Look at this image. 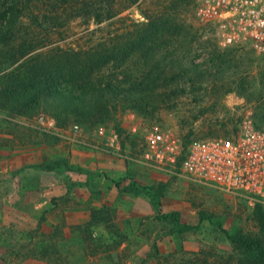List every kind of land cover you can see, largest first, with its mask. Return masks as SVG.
Wrapping results in <instances>:
<instances>
[{
  "label": "rangeland",
  "instance_id": "1",
  "mask_svg": "<svg viewBox=\"0 0 264 264\" xmlns=\"http://www.w3.org/2000/svg\"><path fill=\"white\" fill-rule=\"evenodd\" d=\"M201 1L122 0L121 5L120 0H22L18 9L11 3L5 7L15 18L11 35L2 40H15L0 41V91L15 70L23 80L28 76L25 66L35 55L89 50L134 24L140 28L148 22L144 15L149 4L161 2L170 12L178 5L186 29L164 37L168 46L158 54L168 60L161 63L160 78L142 87L148 91H112L105 93L104 106L80 105L78 110L60 99H41L38 106L23 111L20 104H11V98H22L19 91L14 97L0 96V129L7 121L16 140L25 142L13 151L29 152L23 144L71 133L79 125L83 134L78 144L110 157L103 179L88 174L94 178L89 186L77 170L78 179L68 193L54 190L60 186L53 177L45 193L33 183L37 174L0 175V264H262L253 262L256 251L242 257L228 236L264 241L259 224L264 205L251 207L243 198L186 174L150 170L138 161L142 145L127 131L136 123L171 132L186 143L232 138L249 110L264 129V58L247 46H220L194 17ZM158 6L159 12L166 11ZM95 7L105 9L100 24L91 16ZM6 20L0 22L4 30ZM156 64L136 60V77L142 80ZM41 116L54 120L55 128L38 127ZM101 127L120 135L119 151L107 150L95 135Z\"/></svg>",
  "mask_w": 264,
  "mask_h": 264
},
{
  "label": "built area",
  "instance_id": "2",
  "mask_svg": "<svg viewBox=\"0 0 264 264\" xmlns=\"http://www.w3.org/2000/svg\"><path fill=\"white\" fill-rule=\"evenodd\" d=\"M194 17L223 47L247 46L264 58V0H203ZM38 127L55 128V121L41 116ZM39 128V129H40ZM132 139L143 149L138 161L164 175L186 174L219 191L243 198L251 207L264 205V129L249 110L232 138L184 142L171 132L131 124ZM71 134L83 132L79 125ZM95 135L109 151L120 150V135L99 128Z\"/></svg>",
  "mask_w": 264,
  "mask_h": 264
},
{
  "label": "trees",
  "instance_id": "3",
  "mask_svg": "<svg viewBox=\"0 0 264 264\" xmlns=\"http://www.w3.org/2000/svg\"><path fill=\"white\" fill-rule=\"evenodd\" d=\"M9 3L18 9L22 5V0L1 1L0 22L3 23L7 19L8 24L4 30L0 23V41L5 44L15 40L13 36L2 40L3 37L11 35L12 19L15 18V16L7 14L5 7ZM120 4L122 5V0H120ZM158 5L166 11L159 12ZM158 5L155 7L154 4H149L144 15L148 22L140 28L134 24L132 29L117 34L111 40L102 39L97 44H93L89 50H53L48 54L42 53L31 57L30 64L25 66V69L29 71L28 76L23 80L21 74L16 70L12 72L8 78L4 79L0 96L11 95L14 97L19 91L22 98L18 100L11 98V104L13 106L20 104L19 109L26 111L38 106L41 99L47 103L54 99H60L66 105L74 106L77 109L80 105L98 107L103 104L104 106L107 103V100L104 101L105 93L112 91L134 90L135 88L138 93V89H142L154 79L158 80L163 73L161 67L167 63L168 57L160 59L158 52L168 46L164 37L169 34L180 35L186 29L178 5L172 12L167 7L163 8L161 2ZM171 5H175V3L173 2ZM118 9L125 10L123 7ZM104 10V8L97 7L91 10V16L98 24L101 23V18L106 15ZM108 11H112V8ZM136 60H142L145 65L155 61L157 64L153 71H145L143 79L140 80L136 77ZM17 61L19 59L13 61L12 64ZM1 65H3L2 61ZM159 71L161 72L159 73ZM142 90L148 91L149 89L143 88ZM258 207H262V204L255 206V208ZM259 224L261 232L264 234V218L261 215ZM228 239L233 249L239 251L242 257L256 251L258 252L257 260L255 259L253 262L264 264V249H262L264 241L261 238L253 239L236 235L228 236ZM232 258L231 255L229 261Z\"/></svg>",
  "mask_w": 264,
  "mask_h": 264
},
{
  "label": "crops",
  "instance_id": "4",
  "mask_svg": "<svg viewBox=\"0 0 264 264\" xmlns=\"http://www.w3.org/2000/svg\"><path fill=\"white\" fill-rule=\"evenodd\" d=\"M0 117L2 116L0 115ZM2 119L0 118V121ZM11 121L13 120L11 119ZM3 124L5 128L0 129V175L10 174L12 178H17L22 171L37 174L36 182L33 183L40 188H44L45 193L46 187H49L51 183L48 178L53 177L54 185L58 187L59 184L61 187L59 189L54 188V190L58 192L63 190L68 193L67 188L70 187L69 191H72V186L75 185L78 179L77 170L81 171L82 181L89 184V186L94 184V178L88 174L96 173L98 179H103L105 174L109 173V154L97 149H85L81 144H78L81 140L76 139L71 133L65 135L54 134L56 137L51 136L53 139L49 137L48 140L35 142L31 146L27 142V144H23L25 145L23 150L30 148V151L18 152L17 150L13 151V149L25 142L16 140L14 129L7 128V121ZM18 154L21 157H17ZM118 166L121 167V164H118ZM122 169L127 171L125 166H122ZM51 171L53 172L50 173ZM57 175L60 176L56 177ZM62 176L68 177V179L61 181ZM62 187L65 189H62Z\"/></svg>",
  "mask_w": 264,
  "mask_h": 264
}]
</instances>
